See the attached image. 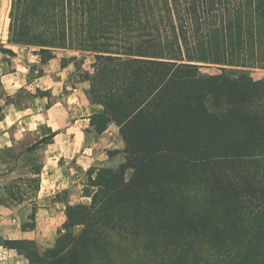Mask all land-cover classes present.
I'll use <instances>...</instances> for the list:
<instances>
[{"label": "trees", "instance_id": "16d2710c", "mask_svg": "<svg viewBox=\"0 0 264 264\" xmlns=\"http://www.w3.org/2000/svg\"><path fill=\"white\" fill-rule=\"evenodd\" d=\"M9 34L45 60L93 58L95 128H119L126 161L93 173L54 248L0 247L31 264H264V78L249 72L264 69V0H12Z\"/></svg>", "mask_w": 264, "mask_h": 264}, {"label": "crops", "instance_id": "0c3cea01", "mask_svg": "<svg viewBox=\"0 0 264 264\" xmlns=\"http://www.w3.org/2000/svg\"><path fill=\"white\" fill-rule=\"evenodd\" d=\"M7 48H12L17 55L26 53L24 47L10 45ZM73 53L69 49H59L49 60L35 54L37 65H17V69L9 72H4L9 63L0 62V149L20 153L45 136L56 133L52 143L39 148L44 162L38 178L41 192L45 193H77L85 187L92 173L102 168H119L126 161L125 143L119 128L114 123L103 132L95 128L96 116L104 114V108L88 99L86 91L90 86L75 83L74 64L65 66L63 63L68 56L76 55ZM43 128L47 134L41 132ZM14 173L0 178V190L1 180L6 183L14 178ZM79 197L82 200L89 198ZM66 203L75 204V196L71 195V200ZM52 214L53 209H40L36 217L38 225L32 230L23 228V224L11 227L13 223L0 216V236L51 246L47 236L52 234L50 221L53 220L48 218L46 225L44 219ZM59 234L60 230L55 232L56 239ZM0 264L31 263L16 250L0 247Z\"/></svg>", "mask_w": 264, "mask_h": 264}, {"label": "rangeland", "instance_id": "374dc122", "mask_svg": "<svg viewBox=\"0 0 264 264\" xmlns=\"http://www.w3.org/2000/svg\"><path fill=\"white\" fill-rule=\"evenodd\" d=\"M11 2L12 0H0V62L5 61L9 63V65L5 66L4 72L13 71L15 67L17 69V65L25 67L35 66L38 64V62H36L38 61L36 60L37 58L33 57V55H35L34 52L36 50V48L34 47H24L26 53H21V55L13 54L8 50H4L12 49L7 48L11 45L9 43ZM74 53H76L75 56H68V58L64 59L63 63L65 64V66H67L68 63H73L76 71V75H74L75 83L80 82L83 83L85 86L89 87L90 76L94 72V69L92 68L93 58L88 55L85 56L84 54L79 52ZM74 53L72 55H74ZM77 63L78 67L76 66ZM249 72L252 77L256 80L264 78V69H251ZM41 132L43 134H47L45 128H43ZM43 162L44 158L42 149H39L30 154H26L25 150H21L20 153L13 154L7 150L0 149V178L2 179V176H4L5 174L7 175L9 172H15L14 178L6 180V183L1 180L3 186L0 190V194L3 200L0 201V209H3V211H0V216L5 218L6 221H8L9 223H13L14 226L11 227L15 228V226L23 224V228L32 230L38 225L36 217L39 210L44 208L53 209V214L49 217L45 216L44 219L46 220V225L48 218H50V220H53L50 221V228L52 229V234L47 236L49 240L51 239L50 243L52 242V245L46 247L43 246L45 248L52 249L54 248L56 242L55 232H59V230L61 231L62 226L66 221L67 214L65 209V203L71 200V195L75 196V204L91 203L90 197L82 200L79 196H87L88 193L92 191L91 185L93 181V173L92 175H90V179H88V181L86 182L85 187L79 190L77 193L73 192L72 194L67 191L60 193H45L43 191L41 192V189L37 190V183L31 180L33 177L32 171L36 167H42ZM16 182L18 184H15ZM13 186H16L14 189L16 190L17 195L19 196V198H17L18 200L16 201L6 198V191L4 189L6 187ZM17 187L20 188L18 189ZM21 199L23 201H20ZM11 227H8V229H11ZM49 231L51 232V230ZM54 238L55 240L53 242Z\"/></svg>", "mask_w": 264, "mask_h": 264}]
</instances>
